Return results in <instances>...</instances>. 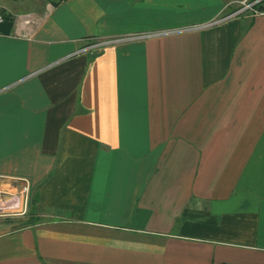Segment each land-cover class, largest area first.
I'll return each instance as SVG.
<instances>
[{
	"label": "crops",
	"instance_id": "0c3cea01",
	"mask_svg": "<svg viewBox=\"0 0 264 264\" xmlns=\"http://www.w3.org/2000/svg\"><path fill=\"white\" fill-rule=\"evenodd\" d=\"M241 1L0 0V264H264V14L195 27Z\"/></svg>",
	"mask_w": 264,
	"mask_h": 264
},
{
	"label": "built area",
	"instance_id": "2783aa9c",
	"mask_svg": "<svg viewBox=\"0 0 264 264\" xmlns=\"http://www.w3.org/2000/svg\"><path fill=\"white\" fill-rule=\"evenodd\" d=\"M243 13H249L252 15L257 14H264V0H243L239 3V5L236 7V9L227 15H223L221 17H215L211 19L210 21L200 23L195 25V27H207L211 26L217 22L222 21L223 19H227L230 17H234ZM24 21L29 23L32 21L31 16H24ZM4 21V15L0 9V23ZM173 32L172 30H164V31H158V32H150V33H144V34H131L127 36H120V37H111V38H103V39H90L88 43L84 44L79 50L80 51H87L91 50L97 47H101L107 44L116 43V42H123L130 39H137V38H145L150 35L158 34V33H170ZM79 51V52H80ZM1 193V190H0Z\"/></svg>",
	"mask_w": 264,
	"mask_h": 264
},
{
	"label": "rangeland",
	"instance_id": "374dc122",
	"mask_svg": "<svg viewBox=\"0 0 264 264\" xmlns=\"http://www.w3.org/2000/svg\"><path fill=\"white\" fill-rule=\"evenodd\" d=\"M48 1H50V2L53 3V2H55L56 0H48ZM29 220H30V218H29L28 220L26 219L25 221H24V220H23V221H24V223H25V222H27V221H29ZM22 225H23V223H22V221H20V222H18L15 226H22Z\"/></svg>",
	"mask_w": 264,
	"mask_h": 264
},
{
	"label": "trees",
	"instance_id": "16d2710c",
	"mask_svg": "<svg viewBox=\"0 0 264 264\" xmlns=\"http://www.w3.org/2000/svg\"><path fill=\"white\" fill-rule=\"evenodd\" d=\"M33 201L35 202V199H32V202H33Z\"/></svg>",
	"mask_w": 264,
	"mask_h": 264
}]
</instances>
